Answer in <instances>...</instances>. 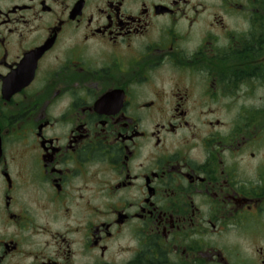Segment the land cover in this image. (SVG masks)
Wrapping results in <instances>:
<instances>
[{"label": "flooded vegetation", "instance_id": "1", "mask_svg": "<svg viewBox=\"0 0 264 264\" xmlns=\"http://www.w3.org/2000/svg\"><path fill=\"white\" fill-rule=\"evenodd\" d=\"M0 264H264V0H0Z\"/></svg>", "mask_w": 264, "mask_h": 264}]
</instances>
